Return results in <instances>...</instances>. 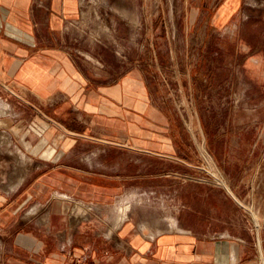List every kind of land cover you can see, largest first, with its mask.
I'll return each instance as SVG.
<instances>
[{"label": "crops", "instance_id": "crops-1", "mask_svg": "<svg viewBox=\"0 0 264 264\" xmlns=\"http://www.w3.org/2000/svg\"><path fill=\"white\" fill-rule=\"evenodd\" d=\"M83 1L0 0V133L17 139L23 155L16 177L3 180L1 186L6 188L0 187V264H264V228L251 221L248 211L237 209L240 198L233 159L226 173L232 177H227L226 198L237 210L222 216L218 224L215 220L202 227L185 223L184 211L193 216L201 212L186 210L183 202L171 210L168 195L162 196L164 212L158 220L138 221L132 205L121 222L119 210L88 211L89 204L107 206L125 197L135 202L141 190L137 177L134 173L122 177L121 171L136 167V161L125 167L105 159L122 151L136 153L137 114L152 115L153 99L135 65L122 72L126 53L117 51V61L107 63L103 50L87 48L84 32L89 13ZM207 2L210 14L217 11L215 23H231L223 36L236 55L226 68L230 79L234 74L248 78L247 98L237 99L235 105L242 102L248 108L240 120L244 125L238 133L226 132L227 138L241 140L242 155L257 160L246 173L242 171L243 183L264 166V15L244 17V5H256L245 0ZM99 39L104 36L98 33L95 40ZM225 51L229 58L232 51ZM154 54L150 51L148 59ZM176 55L189 58L184 51ZM192 56L196 62L187 76L182 73V80L191 82L195 90L205 62L201 51ZM177 66L184 69V61ZM197 107L194 101L192 119L201 123ZM164 114L168 122L169 113ZM187 133L193 140L200 138L195 131ZM145 138L156 137L149 132ZM159 138L180 140L182 135L166 131ZM183 145L177 141L176 149H166L184 155ZM139 150L149 156L155 153ZM249 182L256 188L264 186L263 179ZM145 193H154L153 187ZM72 204L88 209L77 213ZM260 208L257 216L264 221Z\"/></svg>", "mask_w": 264, "mask_h": 264}, {"label": "rangeland", "instance_id": "rangeland-1", "mask_svg": "<svg viewBox=\"0 0 264 264\" xmlns=\"http://www.w3.org/2000/svg\"><path fill=\"white\" fill-rule=\"evenodd\" d=\"M245 1L256 5H244V17H263L264 0ZM207 3V0L83 1L84 9L89 13L88 28L84 32L87 48L101 52L103 50L102 54L107 63L117 61V51L122 55L126 53V64H121L122 72L135 65L139 80L143 82L146 79L153 99L152 115L140 112L137 114L138 121L136 130L134 129L137 139L133 140L138 148L136 153L122 151L119 155H110L105 161H120L125 167L129 162L136 161V167L131 166V169H128L127 166L121 173L122 177H127L130 173L137 177L136 185L141 190L137 192L136 200L132 203V212L140 222L146 219L158 220L164 212L162 196L167 198L168 195L171 210L176 211L177 206L183 202L186 210L201 212L199 216H193L184 211L181 216L187 224L202 227L208 225L210 220H215L218 224L222 216H232L237 209H241L248 211L251 221L255 219L258 226L264 228L263 218L257 216L259 207L261 212L264 211V202L260 201V196H264V186L256 188L249 182L252 178L254 182H261L262 179L264 181V166L263 170L245 177L241 183L242 171L246 173L257 160H250L247 155L240 153V139L226 137L227 131L238 133L244 125L240 120L245 117L248 108L242 105V102H239L238 107L235 105L237 99L247 98L248 91L244 92V89L248 85V78L245 76L242 80V76L234 74L233 80L230 79L226 68L232 61L231 56L235 62L236 55L232 44L226 42L223 36L228 34L231 23L230 20L227 26L224 25V20L215 23L217 11L214 10L210 14L207 10L210 5ZM211 5L215 6L213 3ZM199 6L200 10L197 9ZM233 18L235 21L238 17L234 15ZM209 19L212 22L210 25ZM98 33L103 35L104 39L96 41L95 36L97 37ZM151 36L153 41H150ZM225 50L232 51L229 58ZM150 51L157 52L152 60L148 59ZM182 51L188 54V59L177 58L176 54ZM196 51L204 54L202 61L205 64L198 87L194 90L191 82L182 80V73L186 76L190 73V68L196 62L192 53ZM215 52L218 54L212 57ZM171 53L174 54L173 58ZM182 61L185 64L184 69L177 66V63L182 64ZM194 101L198 105L201 123L192 119ZM162 112L164 115L169 113L168 122H164L166 117L162 116ZM166 131H180L182 139L159 138V134ZM188 131L197 132L200 138L191 139ZM149 132L156 138H145ZM177 141L184 144V155H172L170 149H166L167 146L176 149ZM146 148L158 154L149 156L139 150ZM20 151L17 139H11L9 134L4 132L0 133V187L6 188L5 185L1 186L3 180L6 182L16 177ZM102 159L100 157L99 160ZM255 159H258V156ZM177 162L182 163V166L179 165L180 169ZM231 168L234 173V186L237 187L240 198L241 207L237 209L231 200L226 198L229 192L226 187L227 179L232 178L228 177L227 170L230 172ZM151 186L154 193H145V189ZM127 198H122L117 204L101 207L89 204L90 209L80 204H72L71 210L81 207L92 213L118 212Z\"/></svg>", "mask_w": 264, "mask_h": 264}, {"label": "bare ground", "instance_id": "bare-ground-1", "mask_svg": "<svg viewBox=\"0 0 264 264\" xmlns=\"http://www.w3.org/2000/svg\"><path fill=\"white\" fill-rule=\"evenodd\" d=\"M6 112V111H5ZM7 139V138H6ZM4 141H6V140H4ZM3 143V142H2ZM5 143V142H4ZM10 143V142H9ZM4 145V144H3ZM18 158H20V161H21V159L23 158V155H19L18 156ZM20 163V162H19ZM24 163V162H23ZM131 205H132V203H130V201H126V203H124V205L123 206H121L120 208H119V216H118V221H122V220H124L127 216H128V213H129V211H130V208H131ZM67 208H68V205H67ZM99 208V207H98ZM87 209V208H86ZM82 210H84L83 208H81V207H78V209L76 208L74 211L75 212H77V213H79V211H82ZM99 210V209H98ZM87 211V210H86ZM86 213H88V212H86ZM78 217V216H77ZM173 221H175L174 219H171L170 220V222H171V225H175V223L173 222ZM114 227H115V225H114ZM119 227V226H118ZM112 230H114V229H111V231ZM109 232V231H108ZM153 233V232H152ZM111 235V234H110Z\"/></svg>", "mask_w": 264, "mask_h": 264}]
</instances>
